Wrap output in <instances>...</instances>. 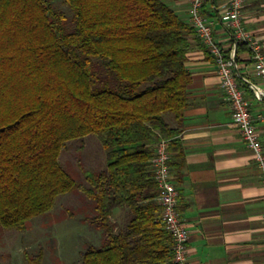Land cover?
I'll use <instances>...</instances> for the list:
<instances>
[{
  "label": "trees",
  "instance_id": "16d2710c",
  "mask_svg": "<svg viewBox=\"0 0 264 264\" xmlns=\"http://www.w3.org/2000/svg\"><path fill=\"white\" fill-rule=\"evenodd\" d=\"M62 2L70 18L48 0H0V226L25 230L75 190L92 206L82 221L103 233L80 264H176L151 160L166 139L171 171L181 165L179 128L164 115L183 118L195 31L167 0ZM88 134L105 167L83 170L82 183L58 158ZM117 208L128 216L115 231Z\"/></svg>",
  "mask_w": 264,
  "mask_h": 264
},
{
  "label": "crops",
  "instance_id": "0c3cea01",
  "mask_svg": "<svg viewBox=\"0 0 264 264\" xmlns=\"http://www.w3.org/2000/svg\"><path fill=\"white\" fill-rule=\"evenodd\" d=\"M228 1L207 0L203 13L219 46L234 57L264 145V97L258 99L253 91L264 83L254 72L247 46L235 43L221 20ZM167 3L189 23V0ZM242 21L264 50V0H245ZM188 40L185 65L191 79L183 118L178 125L171 114L164 115L171 127L179 128L183 149L181 165L172 173L189 233L186 258L191 264H264V183L233 123L213 57L195 34Z\"/></svg>",
  "mask_w": 264,
  "mask_h": 264
},
{
  "label": "built area",
  "instance_id": "2783aa9c",
  "mask_svg": "<svg viewBox=\"0 0 264 264\" xmlns=\"http://www.w3.org/2000/svg\"><path fill=\"white\" fill-rule=\"evenodd\" d=\"M207 0H189V24L200 42L206 47L216 68L219 84L231 109L233 123L241 139L251 150L253 160L264 183V145L250 112V103L242 91L234 57L225 54L212 34L211 22L202 13ZM245 0H229L222 10L221 20L235 43H244L250 51L255 74L264 83V50L258 39L244 27L242 10ZM253 91L258 99L264 97V86ZM170 151L166 139L155 144L151 160L153 178L157 186L156 201L161 206V221L173 242V261L176 264H191L186 258V243L189 238L187 224L178 208V187L168 164Z\"/></svg>",
  "mask_w": 264,
  "mask_h": 264
},
{
  "label": "rangeland",
  "instance_id": "374dc122",
  "mask_svg": "<svg viewBox=\"0 0 264 264\" xmlns=\"http://www.w3.org/2000/svg\"><path fill=\"white\" fill-rule=\"evenodd\" d=\"M49 5L62 11L67 18L70 8L62 0H48ZM59 162L77 181L84 182L82 172H97L105 167V152L94 134L82 143L71 140L60 152ZM115 209L111 220L115 231L127 222V211ZM92 215V206L79 191L58 196L53 209L28 221L26 229H6L0 226V264H28L27 256L42 253V264H80L81 252L89 244L98 245L101 230L82 221Z\"/></svg>",
  "mask_w": 264,
  "mask_h": 264
}]
</instances>
